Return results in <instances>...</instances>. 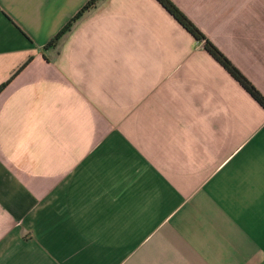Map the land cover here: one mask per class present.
I'll use <instances>...</instances> for the list:
<instances>
[{
	"label": "crops",
	"instance_id": "crops-1",
	"mask_svg": "<svg viewBox=\"0 0 264 264\" xmlns=\"http://www.w3.org/2000/svg\"><path fill=\"white\" fill-rule=\"evenodd\" d=\"M0 0V264H264V109L156 0ZM264 95V0H172Z\"/></svg>",
	"mask_w": 264,
	"mask_h": 264
},
{
	"label": "trees",
	"instance_id": "trees-1",
	"mask_svg": "<svg viewBox=\"0 0 264 264\" xmlns=\"http://www.w3.org/2000/svg\"><path fill=\"white\" fill-rule=\"evenodd\" d=\"M101 0H90L84 8H82L78 14L74 16V18L60 31L55 38L51 40V42L45 48H51L56 46L60 38H63L68 32L71 31L74 24L77 23L85 13H87L90 9L95 8ZM160 5H162L168 13L182 25V27L191 34L197 41H199L203 48L214 57V60L218 62L224 69L229 72V75L237 81L245 91L254 98L259 105L264 109V95L260 92V89L253 84L245 74L236 67L231 61L230 58L225 55L217 46H215L214 42L200 30L199 26L193 22L183 10L177 6L172 0H156ZM33 58L28 59V61L20 67L17 72L12 76V78L0 86V94L6 88V86L14 80L20 72L31 63Z\"/></svg>",
	"mask_w": 264,
	"mask_h": 264
}]
</instances>
